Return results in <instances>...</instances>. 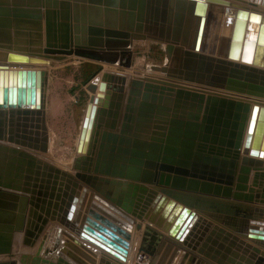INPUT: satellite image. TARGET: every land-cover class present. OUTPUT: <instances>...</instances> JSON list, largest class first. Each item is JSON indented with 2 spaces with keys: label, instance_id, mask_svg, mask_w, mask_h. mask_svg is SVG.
Returning a JSON list of instances; mask_svg holds the SVG:
<instances>
[{
  "label": "water",
  "instance_id": "95a60500",
  "mask_svg": "<svg viewBox=\"0 0 264 264\" xmlns=\"http://www.w3.org/2000/svg\"><path fill=\"white\" fill-rule=\"evenodd\" d=\"M260 12L243 0H0V256H12L23 234L25 244L38 245L34 255L22 254L26 264H95L101 250L109 251L104 237L129 236L127 221L134 223L111 203L114 215L98 203L116 198L84 185L96 181L140 189L133 194L138 205L147 200L140 214L168 232V238L143 235L140 251L149 253V264H201L196 252L202 251L216 264H261L264 229L253 225L244 234L256 246L246 243L244 255L216 241L208 245L210 237L203 246L211 252L200 248L194 225L207 208L203 202L224 203L190 194L252 202L249 190L260 183L264 203V163L254 159L264 156ZM147 41L165 45V64L151 66L163 76L105 71L86 85L91 96L77 146L84 155L72 164L83 182L42 160L38 153H47L51 140L46 67L76 56L130 68L134 47ZM21 62L43 68H18ZM242 148L251 158L240 161ZM114 159L129 161L121 167L127 173L91 175H109ZM253 171H262L263 180L251 181ZM46 198H55L53 206ZM126 200L116 199L128 207ZM213 217L238 231L230 217ZM49 219L68 230L56 225L42 236Z\"/></svg>",
  "mask_w": 264,
  "mask_h": 264
},
{
  "label": "bare ground",
  "instance_id": "6f19581e",
  "mask_svg": "<svg viewBox=\"0 0 264 264\" xmlns=\"http://www.w3.org/2000/svg\"><path fill=\"white\" fill-rule=\"evenodd\" d=\"M243 4L248 5L250 7L251 11L254 9H258L261 11L260 12L261 14H264V5H262L260 2L257 3L254 0L253 1L243 0ZM218 24H219V21H218ZM221 29H222V19H221L219 29H218V36H220ZM40 67L43 68V66L39 65V64H34V66H33V65H29L27 63L21 62V63H19L18 68H36L37 69ZM84 113H85V111H84ZM83 119H84V115H83ZM83 119H82V122H83ZM81 126H82V123H81ZM246 130H247V128H246ZM80 133H81V127H80V132L78 135L77 146H78ZM245 135H246V132H245ZM50 143H51V140H50ZM77 146H76V152H75L74 157L71 160L68 159L69 164H70L68 166L64 165V167H59L56 164L45 160L43 157H40L39 154H38V156L42 160H44L45 162L50 163L51 165L59 168L60 170H64V171L66 170L70 175H72L74 177V180H79L78 177L76 176L77 172L72 169V164H73L75 157L80 156V155L82 156V155H84V153L83 152L79 153L77 151ZM245 156L251 158L250 155H246L243 153V148H242L240 161ZM254 159L256 161H261L262 164L264 163V156L263 157L262 156H255ZM262 174H263L262 171H253L251 174V181H252V178H254L255 176H256V179L258 181H262L263 180L262 176H261ZM91 175H94V176L96 175V176H100V177H111L112 178L111 174L106 175V173L105 174L91 173ZM79 181L83 182L82 180H79ZM122 181L124 182V181H130V180L123 179ZM90 183L91 184L89 185V184H86V182H84V185L88 186L91 189V191L95 192V194H99L101 196L102 195L101 192H104L105 195H110L112 198L115 197L118 200L121 199L122 202H124L125 199H128V200H126L128 207H125L122 203H118V201H116V199L113 200V199H106L105 198V200L108 201L107 205L104 204L103 202H100V201H98V203L102 204V207L104 209L106 208V210L108 212L112 211L111 213L114 215L113 210L109 207V204L111 203L114 207L118 208V210L123 211L124 213L128 214V216H130L132 219H134L133 228L130 229V235L129 236L124 237L122 235V233L119 231L118 235H114L112 233L115 237L113 240L110 241L107 237H104V235H102V237H104V239H106L107 242L108 241L110 242V243L108 242L107 245L104 244L105 247L109 246V248H108L109 251H107L106 249L103 251L101 250L100 254L97 255L98 257L95 260L96 261L95 264H133L132 263V256L133 255L131 254V250H132L133 245H135L136 248H138V245H139V241H137L138 235H139L138 237L143 238V235L147 232L148 233L157 232L158 234H160L162 236H164V234L167 233V231L162 227V225H159L156 221H151L149 219V217H145L144 216L145 213L140 214L141 210L142 209L144 210V208H143L144 205L147 203V200L145 199V200L139 202V205H138L137 204L138 203V201H137L138 197H133V194H136L137 196H139V194L141 193L140 189H136L134 186L130 187L128 185L125 186V185H118V184H111V183L106 185L105 183L96 182V181H93V182L91 181ZM131 183L136 184L138 182H131ZM140 184H142V183H140ZM70 186L72 188H74L73 182L70 183ZM94 186L95 187L99 186L98 190H100V191H97ZM234 187H233V190H234ZM80 192H81V189H80ZM249 192L254 196V201H252V202H248L245 198L238 200V199H234L233 197L227 198L224 195L190 193L192 195L201 196L202 198L206 197V198L213 199L216 202L221 201L222 203H224V204H222L223 207L215 206L217 208H212L211 207L212 205L210 203L203 202L206 204L207 208H205L204 206L202 207L201 216L199 217V219L196 221V223L194 225V228H195L194 232L197 235L196 240L199 242L200 248H203V250H205V251H209L208 247H204L203 245H204V243L207 242V239L210 237L209 238L210 241L207 242L208 245H212L211 241H216L217 245L222 244L223 246H226V247L229 246V247H231L232 250H234V251L238 250L242 255H244L243 254L244 251L247 250L246 243H249L248 241H250L254 244L256 243V241L251 240L249 238H246L244 233L247 232L248 227L250 225L264 229V223L260 224L258 222H254V223L248 224V222L245 221V216H247V214L249 215V218H250V216H253V214H256V215L260 214V215L264 216V208L253 207V204L264 205V203L260 201V196L262 195V184L259 183V186H257L256 188H252V190H249ZM127 193H129V196H127ZM128 197L130 199L135 198L134 199L135 202L133 204H131L130 199ZM154 197L152 198V200L154 199ZM47 199H48V201L50 200V203L53 206V204L55 203V198H52V199L46 198V200ZM66 200L68 201V198ZM152 200H151V202H152ZM208 200L209 199H206V201H208ZM48 201L46 204L49 203ZM64 207H65V205H64ZM251 210L256 211V212H254L253 214L252 213L249 214V211H251ZM217 211H219V212H217ZM217 213L222 214V216L230 217L232 219V221H235L234 222L236 224L235 229L238 231H233V230L229 229V227H227L226 225H223L222 223L217 221V219L213 217V215H216ZM109 222L111 223V220H109ZM56 225L64 227V229H67L65 227V225L62 224L61 222L49 219V222L47 223L45 230L42 233L43 234L42 236L47 235L46 234L47 231H49V229H51L52 227H56ZM113 225L115 226V224H113ZM101 227L105 228V226H101ZM117 228L119 230H121L120 227H117ZM221 228L225 229L224 232H227V230L228 231L230 230V231H232V233L236 234V236L238 237L237 241L235 239L229 237V236H226V233L221 232V230H220ZM98 230H101V229L99 228ZM106 230L109 231L108 229H106ZM101 232H104V231H101ZM95 233H98V232L95 231ZM217 235H219V236H217ZM21 240L23 241L22 235L17 234L16 240H15L14 246H13L12 256H0V263H2V264H7V263L8 264H26L21 259L22 253H26V254L31 255L37 250V247L36 246L31 247L30 246L32 252L31 251L27 252L25 250V248H22V249L20 247L18 248V245L19 244L21 245V243H22ZM113 241L117 242L115 244L117 246L116 247L117 249H115L113 247V245H114ZM141 243H142V241H141ZM252 243H251V245H252ZM16 247L18 248V250L16 249ZM119 247L121 248L120 249L121 251L118 250ZM259 247H260L261 254H258L256 257H262L263 261L261 264H264V243L259 245ZM28 249L29 248H27V250ZM23 250H24V252H23ZM15 252L18 254L20 253V258L18 256L17 259H14L15 254H16ZM209 252H211V251H209ZM196 254L199 256V258L202 259L201 264H216L215 261L211 259V257L206 256L205 252H203V251L201 253L196 252ZM50 259L57 261V257L54 255H51ZM147 260H149V259H145L139 253L138 262H137L138 264H149L150 262H148ZM28 263H29V261H28Z\"/></svg>",
  "mask_w": 264,
  "mask_h": 264
},
{
  "label": "rangeland",
  "instance_id": "374dc122",
  "mask_svg": "<svg viewBox=\"0 0 264 264\" xmlns=\"http://www.w3.org/2000/svg\"><path fill=\"white\" fill-rule=\"evenodd\" d=\"M133 52L132 66L130 68H124L119 65L121 67L119 68V70L121 69L120 72H122V69H131L134 67L132 70L135 72L163 76L161 72L152 70L151 66H163L165 64V45L147 41L141 45L135 46ZM134 55H138L139 58L137 57L135 60ZM68 59H70V57ZM66 60H62L59 63L52 62L50 66L46 67L49 71L46 113L51 143L47 153H38L40 157H43L45 160L59 167L70 165L69 160L74 157L76 152L77 140L85 107L91 96L86 85L97 74H103V67L101 65H94L91 63L81 65L69 63L66 62ZM66 63L68 64L65 65ZM21 242L18 248H25L27 252L28 250L31 251V247L28 244H25L22 240ZM18 248L16 247L17 250ZM27 248L29 249L27 250ZM134 249H136L135 245L132 246V252ZM136 252L146 257L145 259L150 257L149 253L145 251L141 252L140 248L136 249ZM34 254L35 252L33 255ZM18 256L20 258V253H16L14 259H17ZM134 262L136 261L133 259V263Z\"/></svg>",
  "mask_w": 264,
  "mask_h": 264
},
{
  "label": "crops",
  "instance_id": "0c3cea01",
  "mask_svg": "<svg viewBox=\"0 0 264 264\" xmlns=\"http://www.w3.org/2000/svg\"><path fill=\"white\" fill-rule=\"evenodd\" d=\"M138 57V55H134V59L136 60V58ZM139 58V57H138ZM137 60H139V59H137ZM53 62H55V63H59V62H61V61H53ZM66 62H69V63H76V64H86V63H91V64H94V65H101L102 67H103V72H105V71H110V72H120V70H119V68H121L120 66H119V64L118 65H113V64H108V63H103V62H97V61H92V60H87V59H83V58H79V57H76V56H72V57H70V59H68V60H66ZM54 64V63H53ZM68 63H66L65 65H67ZM56 66V65H55ZM58 66H60V65H58ZM132 69H134V67L133 68H131V69H122V72L121 73H126V74H128V76H130V77H132V76H144V75H146L147 73H142V72H135L134 70H132ZM102 72V73H103ZM98 75V74H97ZM94 77V76H93ZM150 102H151V99H150ZM162 105L163 106H168V101L166 100V98L163 100V102H162ZM48 117H49V115H48ZM111 120H113V118H111ZM133 148V144H131V146H130V149H132ZM132 156V153L130 152L129 154H128V156H127V158H128V160L130 159V157ZM117 159H114V161H113V163L109 166L108 164H107V166L106 167H110L111 169H110V171L108 172V173H110V174H119V173H127V171H124V172H122L121 171V167L123 166V165H125V166H129V165H131L130 163H129V161H127L126 163H123L122 161H116ZM117 163V164H116ZM117 165V166H116ZM115 167H119L118 169H115ZM144 169V168H143ZM253 207H257V208H264V205H260V204H253ZM254 212H256V211H253V210H251V211H249V214L250 213H254ZM258 213V212H257ZM130 217V216H129ZM131 218V217H130ZM123 219V218H122ZM132 219V218H131ZM124 221H127L126 219H123ZM245 221H247L248 222V224L250 223V221L251 222H253V221H257L258 223H260V224H263L264 223V216L263 215H260V214H253V216H250V218H249V215L247 214V216H245ZM128 223H129V225L131 226V229L133 228V224L132 223H130L129 221H127ZM54 223V222H53ZM116 225V224H115ZM118 227H120V226H118ZM121 229H123L122 227H121ZM129 235H130V231H129ZM139 236V235H138ZM164 236L166 237V238H168L169 237V234H168V232L166 233V234H164ZM77 239H79V238H77ZM137 241H139V245H138V248H140L141 247V239H142V237H137ZM148 240L150 241L149 243H150V245H151V248H154V249H157L158 248V245H159V243H158V241L157 240H154V241H152L153 239L152 238H148ZM82 241V240H81ZM85 245H91V244H89V243H87V242H84V241H82ZM250 244L252 243V242H250V241H248ZM179 246L178 247H182V246H184L181 242H176ZM39 244V243H38ZM252 245H254V246H256V244H254V243H252ZM36 247H38V245L36 246ZM138 248H136V249H138ZM136 249H134V251H133V253H132V250H131V254L133 255L132 256V263H133V259L136 261V262H134L133 264H136L137 262H138V256H139V253L138 252H136ZM152 250V249H151ZM28 252H29V250H28ZM36 252V251H35ZM98 256H95V260H96V258H97ZM151 257V256H150ZM148 262H151L150 261V259L149 260H147Z\"/></svg>",
  "mask_w": 264,
  "mask_h": 264
}]
</instances>
